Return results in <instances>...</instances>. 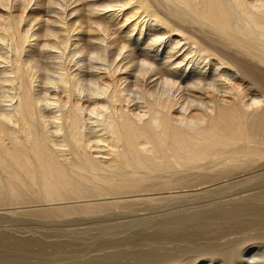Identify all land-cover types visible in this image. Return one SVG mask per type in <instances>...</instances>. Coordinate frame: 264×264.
I'll return each instance as SVG.
<instances>
[{
  "label": "bare ground",
  "instance_id": "bare-ground-1",
  "mask_svg": "<svg viewBox=\"0 0 264 264\" xmlns=\"http://www.w3.org/2000/svg\"><path fill=\"white\" fill-rule=\"evenodd\" d=\"M0 264H264V0H0Z\"/></svg>",
  "mask_w": 264,
  "mask_h": 264
}]
</instances>
